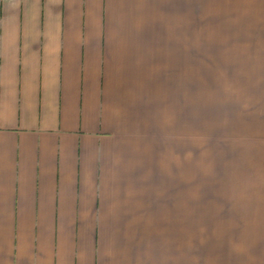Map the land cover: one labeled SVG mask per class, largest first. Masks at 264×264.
Wrapping results in <instances>:
<instances>
[{
    "label": "crops",
    "instance_id": "obj_1",
    "mask_svg": "<svg viewBox=\"0 0 264 264\" xmlns=\"http://www.w3.org/2000/svg\"><path fill=\"white\" fill-rule=\"evenodd\" d=\"M205 10L0 0V264H264L189 234Z\"/></svg>",
    "mask_w": 264,
    "mask_h": 264
},
{
    "label": "rangeland",
    "instance_id": "obj_2",
    "mask_svg": "<svg viewBox=\"0 0 264 264\" xmlns=\"http://www.w3.org/2000/svg\"><path fill=\"white\" fill-rule=\"evenodd\" d=\"M205 15V178L189 234L264 258V0H206Z\"/></svg>",
    "mask_w": 264,
    "mask_h": 264
}]
</instances>
